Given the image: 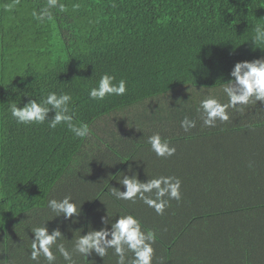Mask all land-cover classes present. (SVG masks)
<instances>
[{"label":"trees","instance_id":"trees-1","mask_svg":"<svg viewBox=\"0 0 264 264\" xmlns=\"http://www.w3.org/2000/svg\"><path fill=\"white\" fill-rule=\"evenodd\" d=\"M47 3L0 0V264H47L30 259L32 228H59L57 243L72 251L75 237L128 214L156 235L152 264H264V102L229 108L214 127L197 111L205 98L228 102L223 88L237 62L264 58V43L253 41L264 0H58L51 19L38 20ZM105 73L126 80V94L90 99ZM50 92L72 96L86 138L67 124L11 116L12 104ZM185 117L196 121L187 132ZM156 133L176 147L173 156L151 150ZM123 175L178 177L182 198L158 215L113 195L126 190ZM65 196L79 217L48 207ZM53 251L55 264H67ZM73 260L117 264L118 256L110 248Z\"/></svg>","mask_w":264,"mask_h":264},{"label":"clouds","instance_id":"clouds-1","mask_svg":"<svg viewBox=\"0 0 264 264\" xmlns=\"http://www.w3.org/2000/svg\"><path fill=\"white\" fill-rule=\"evenodd\" d=\"M58 6V0H48L47 6L39 13L33 15L38 20L45 18L51 19V9ZM61 10L63 5H59ZM257 42L264 43V26L255 27V37ZM231 76L223 92L228 97L227 103H221L214 97L201 100L197 111L201 112L203 125L208 127L216 126L217 121L226 122L230 119L229 108L236 109L239 106L249 104L250 101L264 102V58L254 61L237 62L232 69ZM116 78L107 73L99 79L98 85L90 88L89 97L93 100H104L107 96H123L127 92V82L120 79L118 83ZM72 96L67 93L57 94L50 92L39 102L31 99L24 107H18L16 104L10 106L11 116L18 124L31 125L44 124L48 122L50 128H56L58 125L67 124L70 131L78 138H86L89 135L87 124L76 125L73 123V116L70 112ZM54 111L50 118L49 113ZM181 127L185 132L196 127V121L185 117L181 121ZM148 143L151 150L158 157H171L177 149L171 145L170 141L163 138L160 133L149 136ZM251 167V164L249 165ZM119 182L126 186V190L121 191L114 188L113 195L120 200H131L135 202L140 199L148 207L153 208L158 215H163L170 200H181L182 181L174 176H160L151 178L147 182H142L137 176L123 175ZM48 207L55 217L63 216L65 219L79 217L81 209L73 201L71 196H65L63 199H51L48 201ZM110 217V216H109ZM105 225L110 220L108 217L102 218ZM76 222V221H74ZM35 238L31 239L30 259L39 261L40 257L47 261V264H55L56 255L53 248L63 256L67 264H75L73 253H78L88 257L93 251L100 257L107 255L108 249H114L118 256L117 264H152L154 254V243L156 235L152 230L145 231L142 222L134 215H121L117 220L111 223V228H102L100 230H91L85 235L75 237V244L72 251H69L63 243H57L64 235L57 228L49 232L46 224L41 227L32 228ZM109 236L111 238H109ZM131 252L134 258L128 261L126 253Z\"/></svg>","mask_w":264,"mask_h":264}]
</instances>
